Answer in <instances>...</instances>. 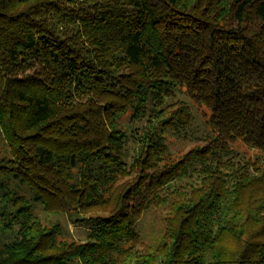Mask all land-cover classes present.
<instances>
[{
    "label": "trees",
    "instance_id": "obj_1",
    "mask_svg": "<svg viewBox=\"0 0 264 264\" xmlns=\"http://www.w3.org/2000/svg\"><path fill=\"white\" fill-rule=\"evenodd\" d=\"M0 264H264V0H0Z\"/></svg>",
    "mask_w": 264,
    "mask_h": 264
},
{
    "label": "rangeland",
    "instance_id": "obj_2",
    "mask_svg": "<svg viewBox=\"0 0 264 264\" xmlns=\"http://www.w3.org/2000/svg\"><path fill=\"white\" fill-rule=\"evenodd\" d=\"M190 146L191 140L175 139L171 142L169 149L172 156L177 157V155L187 150ZM161 218L162 212L157 209H148L139 217L136 225L145 244L151 245L152 242L162 235L163 225ZM64 224L76 239L84 238V228L81 225L74 224L68 220H64Z\"/></svg>",
    "mask_w": 264,
    "mask_h": 264
}]
</instances>
